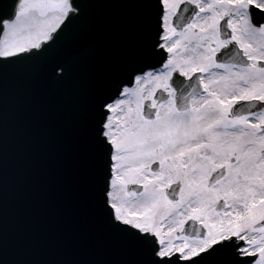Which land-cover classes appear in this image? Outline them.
I'll return each mask as SVG.
<instances>
[{
  "label": "snow or ice",
  "instance_id": "obj_1",
  "mask_svg": "<svg viewBox=\"0 0 264 264\" xmlns=\"http://www.w3.org/2000/svg\"><path fill=\"white\" fill-rule=\"evenodd\" d=\"M0 264H264V0H0Z\"/></svg>",
  "mask_w": 264,
  "mask_h": 264
}]
</instances>
